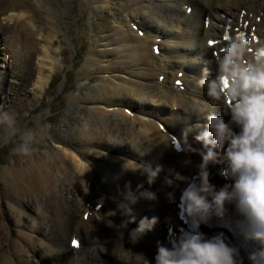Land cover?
Segmentation results:
<instances>
[{"label":"bare ground","instance_id":"obj_1","mask_svg":"<svg viewBox=\"0 0 264 264\" xmlns=\"http://www.w3.org/2000/svg\"><path fill=\"white\" fill-rule=\"evenodd\" d=\"M75 1L91 36L80 76L87 85H80L68 100L85 115L78 126L68 128L67 137L40 132L54 148L0 169V264H140L134 256L138 253L150 261L158 245H164L166 224L175 221L178 196L202 162L203 149L194 137L207 124L199 110L210 109L212 102L197 80L204 67L214 75L213 50L218 55L222 49L209 48L208 40L219 37L226 25H242L256 35V42H248L250 48L264 40V0H0L1 111L12 102L3 93L6 88L24 100L27 94L14 87L17 82L30 91L38 82L42 91L52 71L64 68L57 70L62 62L57 53L67 58L62 37L70 41ZM183 5L193 7L190 14ZM207 15L213 20L209 27ZM133 25L144 35L138 36ZM39 38L42 60L35 56ZM49 50L57 54L56 65ZM45 68L48 75L41 72ZM180 74L184 90L174 86ZM68 118L73 119L70 113ZM170 133L181 139L184 157L173 150ZM185 140L197 151H186ZM134 163L159 165L161 170L149 185L140 171L125 167ZM217 168L221 171L210 163L207 170L214 181H221ZM145 190L155 199L142 196ZM142 218L156 222L132 244L128 230ZM107 219L130 221L123 246L132 253L118 241L113 250L116 229ZM218 232L226 233L204 230L206 236ZM77 237L80 249L71 247ZM225 237L236 246L230 234ZM239 254L242 264H251L240 249Z\"/></svg>","mask_w":264,"mask_h":264},{"label":"clouds","instance_id":"obj_2","mask_svg":"<svg viewBox=\"0 0 264 264\" xmlns=\"http://www.w3.org/2000/svg\"><path fill=\"white\" fill-rule=\"evenodd\" d=\"M201 72L197 84L205 89L212 104L210 109L199 110L207 120L204 130L194 137L203 149L202 162L196 176L188 180L182 191L184 210L194 217V225H198L207 224L213 214L223 218L228 212L226 205H232L237 217L234 230L245 240L259 245L248 259L251 264H264V40L250 48L244 38L234 36L215 56L214 75H209L207 67ZM225 115L229 117L227 121ZM0 128L5 139L19 136L15 152L28 156L34 151L36 133L18 128L15 114L0 111ZM185 150L197 151L186 140ZM210 163L223 165V174L231 180L230 185L218 187L209 181ZM134 164L125 167L140 171L149 185L161 170L159 165L153 168L146 163ZM141 195L155 199V194L147 190ZM105 222L116 229L113 250L118 241L121 249L131 252L123 246V230L130 221L115 224L107 219ZM155 222V218H142L135 228L128 230L129 242L137 243ZM113 254L121 259L114 251ZM134 256L140 258V264H150L143 253ZM154 264H242V260L239 249L223 232L211 236L195 232L158 245Z\"/></svg>","mask_w":264,"mask_h":264},{"label":"rangeland","instance_id":"obj_3","mask_svg":"<svg viewBox=\"0 0 264 264\" xmlns=\"http://www.w3.org/2000/svg\"><path fill=\"white\" fill-rule=\"evenodd\" d=\"M78 3H79L78 1H75L74 4H72L73 9L76 11V15L72 18L70 22V41H68L65 38V35L62 37L63 39L62 46L65 47V55L67 58L63 60V56L61 55V53H57L62 58V62L60 63L59 68L57 70H59L62 67L64 68L57 71V73L55 74L54 72H56V70L52 71V73L49 76L48 85L42 91L39 90L40 87L38 82L34 85V88L31 91L28 90L30 89L28 86H25L21 82H17L18 84L16 83L15 85L14 83L10 82L11 84L14 85L15 88L17 89L19 88L20 90L26 92L27 98L25 97L24 100H20L18 97H16L13 94L14 90H12L11 88H6L7 91L4 90L3 92V93L6 92V94L9 97H12L11 104L6 103L4 104L3 107L8 108L7 109L8 112L15 114L17 118L18 128H20L21 130L31 129L36 133L37 142L34 144V146H36L37 144L41 145L40 146L41 149L34 147V151H32L31 153L33 155H39V154L42 155L50 147L54 148V146L50 142L51 141L50 139L43 138L40 136V132L42 130L46 129L47 131L50 132V134L55 133L67 137L68 128L78 126L82 122L83 117L85 115V113L80 111L81 109L77 108L79 106H71L68 100V96L78 91L79 86L83 85V83L85 82V80L83 78H80V76H82L83 74L81 70L83 69V61L86 56L85 52H87L89 49L87 46L90 45V36H91L89 31L90 29L87 25L88 24L87 20H85L84 17H81L77 13L76 7L78 6ZM39 13L40 10L37 12V14ZM42 14L48 15L46 10H43ZM20 27L22 26L20 25ZM76 30L78 31L75 33ZM44 32H45V28L43 34ZM40 38L38 39V42L40 41ZM42 44H43L42 41H40L38 48L35 49L36 52L35 56L40 60H42L43 56L45 55V53H43L42 51V47H41ZM50 46L52 48L54 47L53 45ZM76 46L78 49V53H76ZM68 49H69V53L67 55L66 52H68ZM51 50L48 51V54L52 57V59H54V65H56L57 54H52ZM74 57L75 59L77 58V60L74 67H72L71 64H72V60H74L73 59ZM68 69H69V73L65 78ZM41 72L43 73V75H48L50 73L48 68L41 70ZM93 75L95 76L96 74ZM49 84L51 87L48 88ZM84 84L87 85L86 83ZM69 113L71 114L73 119L68 118ZM52 130H54V132H52ZM18 143H19L18 135L5 139L4 130L0 128V169L7 167L10 161L19 160L20 158L26 160L29 158V156H22L14 151ZM32 212L34 213L33 210ZM152 216L153 214L151 213V217ZM15 227L16 226H13L14 229ZM25 234L30 236L27 230ZM33 239L36 242V238L33 237ZM56 242L58 243L57 240ZM114 261L116 262L117 259Z\"/></svg>","mask_w":264,"mask_h":264},{"label":"snow or ice","instance_id":"obj_4","mask_svg":"<svg viewBox=\"0 0 264 264\" xmlns=\"http://www.w3.org/2000/svg\"><path fill=\"white\" fill-rule=\"evenodd\" d=\"M238 37L244 38V34L241 32V33H239ZM224 39H225V40H228V39H229V37H228V35H227V32H225V34H224ZM214 43H216V41H214V40H212V39H209V40H208V44H209V45H213ZM245 43H248V41H245ZM73 244H74V245L76 244V241H75V240L73 241Z\"/></svg>","mask_w":264,"mask_h":264}]
</instances>
